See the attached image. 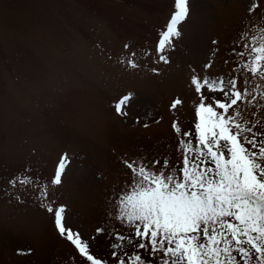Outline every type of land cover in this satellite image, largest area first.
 Returning <instances> with one entry per match:
<instances>
[{
	"label": "rangeland",
	"instance_id": "374dc122",
	"mask_svg": "<svg viewBox=\"0 0 264 264\" xmlns=\"http://www.w3.org/2000/svg\"><path fill=\"white\" fill-rule=\"evenodd\" d=\"M258 2L262 7L248 13L247 0H189L182 36L164 64L155 63L156 46L174 0H0V264L80 261L32 189L9 184L25 169L48 180L65 152L72 162L50 190L67 206L70 224L85 239L95 237L93 254L107 257L111 241L96 229L108 226L106 198L129 180L122 159L175 155L173 120L182 131L194 120L192 69L201 76L229 72L224 60L231 59L233 41L245 26L264 23V0ZM213 49H219L215 57ZM131 52L137 70L119 63ZM128 92L134 98L124 118L110 105ZM174 98L183 103L170 111ZM149 111L163 117L160 123L144 119Z\"/></svg>",
	"mask_w": 264,
	"mask_h": 264
},
{
	"label": "snow or ice",
	"instance_id": "6c2138e0",
	"mask_svg": "<svg viewBox=\"0 0 264 264\" xmlns=\"http://www.w3.org/2000/svg\"><path fill=\"white\" fill-rule=\"evenodd\" d=\"M260 7L258 0H247L248 13ZM189 11V0H174V12L159 34L155 63H170L168 51L182 36L180 25ZM218 51L213 49L211 56ZM228 55L227 74L201 76L192 69L193 125L182 131L173 120L174 156L122 159L129 180L106 198L108 226L96 229L111 241L106 258L93 254L90 240L95 237L85 239L70 224L67 206L50 190L62 184L72 162L67 152L48 180L25 169L9 181L13 189H32L34 202L51 217L57 234L78 252V264H264V23L245 26ZM135 57L131 52L119 63L137 70L141 64ZM212 65L210 58L203 67ZM151 71L158 72L155 67ZM133 98L128 92L110 107L126 118ZM182 103L174 98L170 111ZM140 119L135 118L136 124ZM144 119L160 123L163 117L149 111ZM13 199L22 200L19 194Z\"/></svg>",
	"mask_w": 264,
	"mask_h": 264
}]
</instances>
